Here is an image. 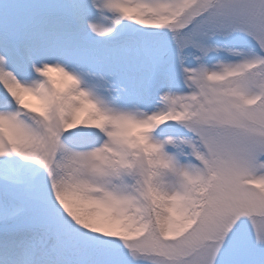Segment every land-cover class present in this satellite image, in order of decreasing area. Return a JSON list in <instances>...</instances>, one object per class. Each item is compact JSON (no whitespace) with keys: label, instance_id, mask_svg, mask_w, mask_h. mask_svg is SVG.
I'll return each instance as SVG.
<instances>
[{"label":"snow or ice","instance_id":"obj_1","mask_svg":"<svg viewBox=\"0 0 264 264\" xmlns=\"http://www.w3.org/2000/svg\"><path fill=\"white\" fill-rule=\"evenodd\" d=\"M0 264H264V0H0Z\"/></svg>","mask_w":264,"mask_h":264},{"label":"rangeland","instance_id":"obj_2","mask_svg":"<svg viewBox=\"0 0 264 264\" xmlns=\"http://www.w3.org/2000/svg\"><path fill=\"white\" fill-rule=\"evenodd\" d=\"M53 77H55V78H57V79H59V74L58 73H56L55 71H53L52 73H50ZM58 76V77H57ZM25 99H26V101H28L30 98H28V97H25ZM34 104V103H33Z\"/></svg>","mask_w":264,"mask_h":264},{"label":"bare ground","instance_id":"obj_3","mask_svg":"<svg viewBox=\"0 0 264 264\" xmlns=\"http://www.w3.org/2000/svg\"><path fill=\"white\" fill-rule=\"evenodd\" d=\"M57 77H58V76H57ZM31 102L35 104V101H31Z\"/></svg>","mask_w":264,"mask_h":264}]
</instances>
